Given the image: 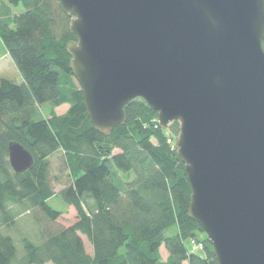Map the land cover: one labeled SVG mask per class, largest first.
I'll use <instances>...</instances> for the list:
<instances>
[{
  "label": "trees",
  "instance_id": "obj_1",
  "mask_svg": "<svg viewBox=\"0 0 264 264\" xmlns=\"http://www.w3.org/2000/svg\"><path fill=\"white\" fill-rule=\"evenodd\" d=\"M20 4L25 11L13 13ZM71 19L60 0L0 5V42L24 79L0 81V264H219L207 234L189 217L192 189L168 142L180 123L163 129L157 112L136 98L126 106L125 125L109 135L96 130L71 69L68 43L77 40ZM61 106L67 109L59 114ZM12 141L35 159L21 174L9 162ZM57 153L63 155V177L54 178L63 186L59 193L50 161ZM55 196L75 207L74 224L59 222L64 211L49 203ZM26 217L36 222L37 235L15 239L11 230Z\"/></svg>",
  "mask_w": 264,
  "mask_h": 264
},
{
  "label": "water",
  "instance_id": "obj_2",
  "mask_svg": "<svg viewBox=\"0 0 264 264\" xmlns=\"http://www.w3.org/2000/svg\"><path fill=\"white\" fill-rule=\"evenodd\" d=\"M72 15L71 69L96 130L144 99L192 189L188 214L219 264H264V0H60ZM12 169L35 164L20 142Z\"/></svg>",
  "mask_w": 264,
  "mask_h": 264
},
{
  "label": "rangeland",
  "instance_id": "obj_3",
  "mask_svg": "<svg viewBox=\"0 0 264 264\" xmlns=\"http://www.w3.org/2000/svg\"><path fill=\"white\" fill-rule=\"evenodd\" d=\"M2 1L5 0H0V5L2 4ZM13 13L15 14H20L22 12L25 11V8L22 4L18 5V6H13ZM5 47L4 44H2V42H0V81L2 78H9L14 80L17 83H21V79H22V75L15 63V61L13 60V58L10 55H6L5 56V51H4ZM49 104H45L42 108V110L45 112L48 110L49 108ZM67 108L64 106L61 109L57 108V113H63ZM158 120V117H157ZM171 126V124H170ZM168 126L167 129L171 130V127ZM170 130L168 132L169 136H170ZM180 134V132H179ZM179 134H176L175 137H173L171 135V137L168 139V142L172 145V147H176V141L179 137ZM154 142H156V140L154 139ZM62 158L63 155L61 153H57L55 155H53L50 158L51 164H52V177H53V186L55 188V191L57 193L60 192V190L63 188V186L61 185L60 182H58L57 180H55V177H63V173H62V167H63V163H62ZM50 205H52L53 207L57 208V209H61L64 211V213L62 214V216L59 219V222L64 225V226H70L72 224H74L77 219H78V213L77 210L75 209L74 206H69L67 204H65V202L61 199L60 196H55L53 198H51L49 200ZM3 230H5L3 228ZM11 234L13 235V237H15V239H20V237L22 238L23 236L30 234V236L35 237L37 235V225L36 222L33 220V218L31 217H26L25 219H22L20 221V223L12 228L11 230ZM83 239L85 241L86 244V248L87 251L92 254L93 253V247L92 244L89 242L88 238L83 235ZM20 244H21V240H20ZM17 246H18V242H17ZM189 247L192 249V247L189 245ZM197 250V249H195ZM23 248L21 246V254H22ZM162 256L163 259L166 260L168 258V252L165 249V247H162ZM47 264H52V263H47Z\"/></svg>",
  "mask_w": 264,
  "mask_h": 264
},
{
  "label": "built area",
  "instance_id": "obj_4",
  "mask_svg": "<svg viewBox=\"0 0 264 264\" xmlns=\"http://www.w3.org/2000/svg\"><path fill=\"white\" fill-rule=\"evenodd\" d=\"M191 244H192L194 249H197V250H202L203 249V245L201 243H199V242H196L195 240H192Z\"/></svg>",
  "mask_w": 264,
  "mask_h": 264
},
{
  "label": "crops",
  "instance_id": "obj_5",
  "mask_svg": "<svg viewBox=\"0 0 264 264\" xmlns=\"http://www.w3.org/2000/svg\"><path fill=\"white\" fill-rule=\"evenodd\" d=\"M6 55H9V54L6 52V53H5V56H6ZM23 80H24V79H23V77H22V79L20 80L21 83L23 82ZM63 107H64V106L58 107V109H61V108H63ZM56 110H57V109H56ZM56 112H57V111H56Z\"/></svg>",
  "mask_w": 264,
  "mask_h": 264
}]
</instances>
